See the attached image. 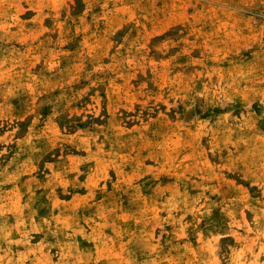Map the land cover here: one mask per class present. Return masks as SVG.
<instances>
[{"label": "rangeland", "instance_id": "rangeland-1", "mask_svg": "<svg viewBox=\"0 0 264 264\" xmlns=\"http://www.w3.org/2000/svg\"><path fill=\"white\" fill-rule=\"evenodd\" d=\"M0 264H264V0H0Z\"/></svg>", "mask_w": 264, "mask_h": 264}]
</instances>
